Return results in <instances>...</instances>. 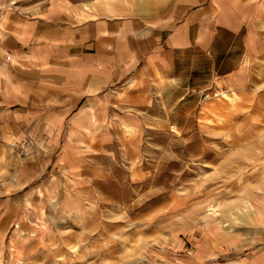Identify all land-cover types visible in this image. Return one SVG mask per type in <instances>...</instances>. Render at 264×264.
I'll list each match as a JSON object with an SVG mask.
<instances>
[{
  "label": "rangeland",
  "instance_id": "374dc122",
  "mask_svg": "<svg viewBox=\"0 0 264 264\" xmlns=\"http://www.w3.org/2000/svg\"><path fill=\"white\" fill-rule=\"evenodd\" d=\"M46 1L0 0V31ZM119 88L94 96L86 120L54 127L46 115L26 152L10 149L4 191L27 169L36 176L13 217L17 239L35 242L23 264H177L201 238L228 233L232 215L264 209V47L169 124L141 120L143 106L121 102Z\"/></svg>",
  "mask_w": 264,
  "mask_h": 264
},
{
  "label": "crops",
  "instance_id": "0c3cea01",
  "mask_svg": "<svg viewBox=\"0 0 264 264\" xmlns=\"http://www.w3.org/2000/svg\"><path fill=\"white\" fill-rule=\"evenodd\" d=\"M263 40L264 0H47L12 17L0 31V262L11 251V264H23L35 246L17 239L13 217L36 176L26 168L15 193L4 188L14 179L10 149L33 145L37 121L86 120L94 96L120 87L121 102L143 106L141 120L169 124L215 80L234 83ZM248 208L177 264H264V209L253 219Z\"/></svg>",
  "mask_w": 264,
  "mask_h": 264
},
{
  "label": "bare ground",
  "instance_id": "6f19581e",
  "mask_svg": "<svg viewBox=\"0 0 264 264\" xmlns=\"http://www.w3.org/2000/svg\"><path fill=\"white\" fill-rule=\"evenodd\" d=\"M215 209H216V208H215ZM215 209H213V208H212V209H209L208 212H210L212 216H215V215L217 214V212H216ZM210 213H209V214H210Z\"/></svg>",
  "mask_w": 264,
  "mask_h": 264
},
{
  "label": "built area",
  "instance_id": "2783aa9c",
  "mask_svg": "<svg viewBox=\"0 0 264 264\" xmlns=\"http://www.w3.org/2000/svg\"><path fill=\"white\" fill-rule=\"evenodd\" d=\"M201 96H203L204 100L207 98L206 95H204V93H202Z\"/></svg>",
  "mask_w": 264,
  "mask_h": 264
}]
</instances>
